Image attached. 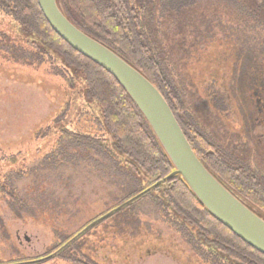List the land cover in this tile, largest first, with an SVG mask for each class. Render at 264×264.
Listing matches in <instances>:
<instances>
[{
  "label": "rangeland",
  "instance_id": "374dc122",
  "mask_svg": "<svg viewBox=\"0 0 264 264\" xmlns=\"http://www.w3.org/2000/svg\"><path fill=\"white\" fill-rule=\"evenodd\" d=\"M170 2H163L159 40L180 82L188 118L227 154L229 166L264 178V112L257 109L264 92L247 100L253 119L248 125L237 107V31L245 27L237 18V0H197L182 31L170 20ZM249 29L243 31L262 32ZM21 31L0 14V264L39 263L64 239L156 182L136 176L115 152L98 104L83 95L84 83L63 76L61 60L39 53L30 46L36 39ZM255 117L261 122L257 135L248 133ZM85 133L102 149L76 139ZM164 188L90 229L83 251L102 264H227L202 244L197 229L175 221L161 206Z\"/></svg>",
  "mask_w": 264,
  "mask_h": 264
},
{
  "label": "trees",
  "instance_id": "16d2710c",
  "mask_svg": "<svg viewBox=\"0 0 264 264\" xmlns=\"http://www.w3.org/2000/svg\"><path fill=\"white\" fill-rule=\"evenodd\" d=\"M196 1L170 2V20L176 19L181 31L182 25L187 26L188 18L195 15ZM163 2L164 0H57V5L75 27L113 51L158 89L204 167L238 201L264 220V178L252 174L247 167L229 166L227 154L212 145L186 114L180 82L177 81L174 68L168 63L167 52L159 40ZM0 14L12 18L26 38L36 39L38 43L34 45L33 42L30 46L40 51L39 53L55 54L61 60L63 76L80 79L84 83L85 99L98 104L102 124L112 136L115 152L126 159L136 176L156 179L151 187L163 181L162 185L151 191L146 192L149 188L143 191L142 193H146L141 197H151L154 192L165 187L160 193L161 206L174 215L175 221L188 223L197 229L198 235L202 237L197 235L202 244L217 258L225 260L227 264H264V255L215 220L180 176L164 181L174 171V167L140 110L110 74L74 51L55 33L46 21L38 0H0ZM237 18L245 22V27L237 31V107L241 111L242 121L248 125L253 119L247 114L250 107L247 100L250 101V96L256 95L257 91L264 92V40L260 39V35H264V0H237ZM249 28L262 32L243 31L250 30ZM12 58H16V53H12ZM261 108L264 112V101L260 107L259 104L257 106L259 111ZM258 119L255 117L253 123L256 125L252 131L248 129V133L257 135L255 128L261 123ZM86 134L76 136V139L82 144L102 149L99 140ZM131 203L97 223L101 217L93 221L94 225L82 235L78 236V233L64 239L62 244L54 248L53 255L35 262L43 264L41 261L47 259H64L71 264H102L82 249L86 245L84 239L87 232L95 227L98 229L107 219L123 213ZM117 231L122 235L125 233L122 225L117 226Z\"/></svg>",
  "mask_w": 264,
  "mask_h": 264
},
{
  "label": "water",
  "instance_id": "95a60500",
  "mask_svg": "<svg viewBox=\"0 0 264 264\" xmlns=\"http://www.w3.org/2000/svg\"><path fill=\"white\" fill-rule=\"evenodd\" d=\"M38 4L55 33L74 51L110 74L140 110L174 167V171L164 181L180 176L215 220L228 228L245 244L264 255V220L238 201L204 167L194 153L172 109L158 89L113 51L75 27L61 12L57 0H38ZM162 183L163 181L158 182L146 192ZM144 193L101 217L96 223ZM94 223L81 231L78 236Z\"/></svg>",
  "mask_w": 264,
  "mask_h": 264
},
{
  "label": "flooded vegetation",
  "instance_id": "af4514ba",
  "mask_svg": "<svg viewBox=\"0 0 264 264\" xmlns=\"http://www.w3.org/2000/svg\"><path fill=\"white\" fill-rule=\"evenodd\" d=\"M32 262V261H31ZM27 263H29V262H27ZM14 264H17V263H14Z\"/></svg>",
  "mask_w": 264,
  "mask_h": 264
}]
</instances>
